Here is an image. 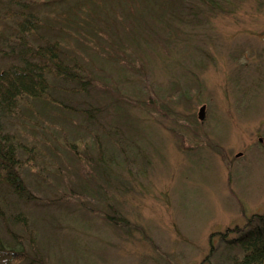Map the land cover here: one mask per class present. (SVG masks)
Returning <instances> with one entry per match:
<instances>
[{
    "label": "rangeland",
    "instance_id": "1",
    "mask_svg": "<svg viewBox=\"0 0 264 264\" xmlns=\"http://www.w3.org/2000/svg\"><path fill=\"white\" fill-rule=\"evenodd\" d=\"M9 1L0 0V14ZM120 3L105 5L108 24L122 20L113 21L116 46L102 35L86 43L63 35L92 69L94 87L58 90L62 108L29 100L5 119L23 145L30 198L0 184L4 223L17 234L0 223V242L36 252L42 264H232L241 250L229 243L234 228L264 212V0H218L211 9L183 0L162 22L132 21ZM11 25L0 20V32ZM76 106L89 114L69 109ZM17 213L26 228L12 220ZM26 260L0 253V264Z\"/></svg>",
    "mask_w": 264,
    "mask_h": 264
},
{
    "label": "trees",
    "instance_id": "2",
    "mask_svg": "<svg viewBox=\"0 0 264 264\" xmlns=\"http://www.w3.org/2000/svg\"><path fill=\"white\" fill-rule=\"evenodd\" d=\"M120 1L125 2L131 8V16H128L124 9L125 13L122 15L132 21H146L147 17L152 21L162 22L169 12L174 16L175 11L180 9L179 7H186L183 6V0H76L73 3L70 0H10L0 14L1 21H12L7 35L0 32V56L7 59L0 63V184H4L8 191L17 198L23 200L30 198L22 173L24 164L18 156V150H23V145L19 146L16 137L4 130L5 119L14 113H19L21 106L29 100L37 101L43 106L51 104L53 107L62 108L65 107L64 103L55 96L58 90L85 93L94 87L96 80L91 72L92 69L85 64L82 56H78L80 52L74 49L69 38L63 35L68 34L72 39L84 43H86L84 39H89L91 33L97 36L102 35L107 43L116 46L111 38L114 35L111 31L113 21L122 20L119 15H116L114 19L109 18L112 23L108 24L105 15L108 12L105 5L109 7L120 5ZM199 1L211 9L218 0ZM62 2L66 6L65 9L57 5ZM45 5H49L50 8H46ZM198 12L201 14L203 9ZM60 21H64V24L72 30L58 24ZM98 24L103 25L108 29L106 32L112 35L102 34L101 31L104 30L100 29ZM57 31H59L60 38ZM138 38L141 40L139 33L134 37L131 36L130 43L133 45L131 58L134 55L138 56V51L134 50L137 45H140ZM115 40L118 41L116 37ZM117 43L119 46L120 41ZM94 45L97 49L101 48L98 43ZM105 49L113 56V50H108L106 47ZM120 51V53L125 52L122 48ZM113 58L108 59L125 65L130 62L128 58L125 62H121L118 58L113 60ZM69 109L73 110V113L83 115H88L90 112V109L77 106L69 107ZM63 145L71 149L74 144L67 143L65 139ZM79 145L82 146L81 143ZM24 148L28 153L26 160H30L34 150L30 146ZM98 151H100V146ZM86 156L91 159L95 158L90 153ZM100 161L96 158L94 163L102 167V172H108L104 160L101 161L102 164ZM1 212L0 208V223L4 224L5 230L11 237L17 238V234L4 223L5 217ZM105 218L113 224H117V220H120L108 215ZM12 220H18L24 228L28 226L26 217L20 213L15 214ZM233 232L236 236L231 238L229 243L240 246L241 250L240 254L231 258L232 264H264V212L251 214L247 217L245 226L235 227ZM14 241L13 243L16 242ZM3 245L1 241L0 253L7 255L10 262L27 259L28 264H42L36 252L30 255L25 249H10Z\"/></svg>",
    "mask_w": 264,
    "mask_h": 264
},
{
    "label": "water",
    "instance_id": "3",
    "mask_svg": "<svg viewBox=\"0 0 264 264\" xmlns=\"http://www.w3.org/2000/svg\"><path fill=\"white\" fill-rule=\"evenodd\" d=\"M204 114H205V105L202 104V105L199 107V109H198V113H197V117H198V119L203 120V118H204ZM240 154H241V153H237L236 155L238 156V155H240Z\"/></svg>",
    "mask_w": 264,
    "mask_h": 264
}]
</instances>
